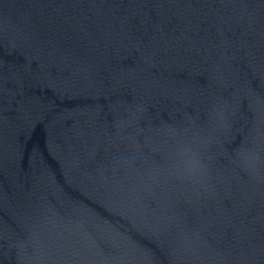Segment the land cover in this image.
<instances>
[{"label":"water","instance_id":"water-1","mask_svg":"<svg viewBox=\"0 0 264 264\" xmlns=\"http://www.w3.org/2000/svg\"><path fill=\"white\" fill-rule=\"evenodd\" d=\"M0 264H264V0H0Z\"/></svg>","mask_w":264,"mask_h":264}]
</instances>
